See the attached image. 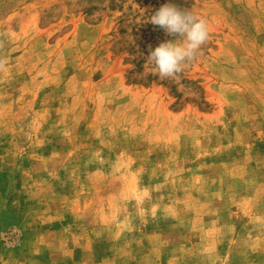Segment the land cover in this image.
<instances>
[{
  "label": "rangeland",
  "instance_id": "obj_1",
  "mask_svg": "<svg viewBox=\"0 0 264 264\" xmlns=\"http://www.w3.org/2000/svg\"><path fill=\"white\" fill-rule=\"evenodd\" d=\"M0 264H264V0H0Z\"/></svg>",
  "mask_w": 264,
  "mask_h": 264
},
{
  "label": "clouds",
  "instance_id": "obj_2",
  "mask_svg": "<svg viewBox=\"0 0 264 264\" xmlns=\"http://www.w3.org/2000/svg\"><path fill=\"white\" fill-rule=\"evenodd\" d=\"M149 22L173 39L163 41L155 48L149 46L145 70L161 79H176L208 41L209 24L194 10L180 8L171 2L161 5Z\"/></svg>",
  "mask_w": 264,
  "mask_h": 264
}]
</instances>
